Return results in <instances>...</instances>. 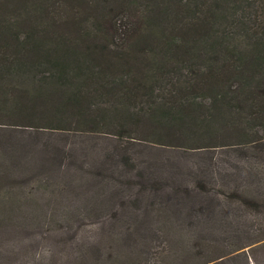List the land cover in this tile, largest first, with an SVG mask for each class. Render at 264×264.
Wrapping results in <instances>:
<instances>
[{
    "label": "trees",
    "instance_id": "obj_1",
    "mask_svg": "<svg viewBox=\"0 0 264 264\" xmlns=\"http://www.w3.org/2000/svg\"><path fill=\"white\" fill-rule=\"evenodd\" d=\"M2 126L35 136L112 129L121 138L258 158L264 0H0ZM7 138L0 137V264H145L142 249L151 257L154 240L170 236L167 220L163 227L135 220L123 233L127 246L113 227L78 224L64 233L59 224L49 248L32 253L23 240L42 212L33 191L12 177L7 160L18 147L3 144ZM121 161L128 165L129 154ZM205 181L197 185L205 189ZM172 244L169 256L183 251ZM161 250L154 259L168 264Z\"/></svg>",
    "mask_w": 264,
    "mask_h": 264
},
{
    "label": "rangeland",
    "instance_id": "obj_2",
    "mask_svg": "<svg viewBox=\"0 0 264 264\" xmlns=\"http://www.w3.org/2000/svg\"><path fill=\"white\" fill-rule=\"evenodd\" d=\"M83 131L35 136L31 129L0 127V137H8L3 144L15 141L18 147V155L7 160L12 177L33 191L42 212L23 240L32 253L49 248L59 224L64 233L78 224L113 227L127 246L123 233L135 220L157 227L167 220L171 234L154 240L151 257L142 249L145 264H162L154 258L162 246L169 256L173 239L183 251L173 252L168 264L216 256L206 264H264V146L258 158L243 160L228 147L197 150L121 138L112 129ZM51 150L61 155L46 158L43 152ZM124 154L128 165L121 161ZM201 178L205 189L197 185ZM234 189L261 205L246 204Z\"/></svg>",
    "mask_w": 264,
    "mask_h": 264
}]
</instances>
